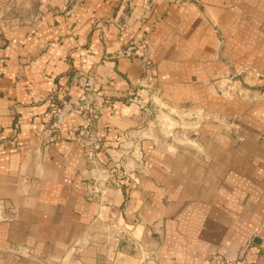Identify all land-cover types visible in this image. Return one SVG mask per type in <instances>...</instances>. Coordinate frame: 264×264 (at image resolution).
I'll list each match as a JSON object with an SVG mask.
<instances>
[{
	"label": "crops",
	"instance_id": "0c3cea01",
	"mask_svg": "<svg viewBox=\"0 0 264 264\" xmlns=\"http://www.w3.org/2000/svg\"><path fill=\"white\" fill-rule=\"evenodd\" d=\"M70 7L0 0V264H138L118 248L127 242H149L155 264H264V102L224 98L214 84L244 68L242 87L257 100L264 92V0H82L74 16ZM138 39L162 99L211 114L189 147L148 129L129 101L144 68L120 53ZM85 73L111 99L104 159L121 141L144 150L139 184L122 181L103 199L87 195L78 117L56 139L48 128L50 97Z\"/></svg>",
	"mask_w": 264,
	"mask_h": 264
},
{
	"label": "rangeland",
	"instance_id": "374dc122",
	"mask_svg": "<svg viewBox=\"0 0 264 264\" xmlns=\"http://www.w3.org/2000/svg\"><path fill=\"white\" fill-rule=\"evenodd\" d=\"M81 1L82 0H80V3ZM179 1L184 2V0ZM74 8L75 7L70 8V11H72L70 16H74ZM124 23L127 25V27L125 28V31L121 33L119 28ZM128 26V18L127 16H125L124 21H118L114 24V29L118 35H123L126 33ZM214 31L218 38L221 39L220 42L222 44V40L224 39L220 34V30L214 27ZM141 41L144 44L143 39H138L136 41H132L131 43H139ZM131 43H129L126 47H128ZM124 49H122V51ZM143 57L150 62V65L146 66V64L142 62L144 75L140 84L141 89L136 91L135 94L134 92L130 94V103L136 104L140 108V110H142L147 116L150 117L149 123L147 125L148 129L159 132L160 135L165 139H173L174 144L178 146H191L189 140H193V138H195V135H197V131L200 128L201 123L213 121V119L210 118L211 114H208L204 109L196 106H172L171 104H168L166 101H164L162 99L161 88L158 84L157 67L154 62L150 60L148 52L144 51ZM230 66L233 67V70L236 69V67L231 65V63ZM245 71L246 69L239 68L233 71L229 78H221L215 81L214 84L216 85L217 93L220 96L228 99H237L245 102H255L257 104H262L264 92L257 100L252 96L251 90L242 87L240 81ZM79 76L80 75L76 76L74 79ZM92 98H97L94 100H96V106L100 107V112H102V119L104 111L107 109H111V99L107 95L98 93L96 91V86L94 87V90L92 92ZM100 121L95 127V133L98 135V138L100 139V142L103 146L102 155L100 156L102 164L101 166L95 167V172L91 171L90 180L93 176L98 177L99 171L103 167H110L109 170L111 172V176L114 177L119 184L122 181H130L138 185L140 180L137 176V167L143 160L144 150L141 149V145L134 144L131 141H121L119 147L115 150V153L109 154L108 159L105 160L103 156L105 145L102 139ZM224 125L226 127V130H231L230 123ZM89 184L90 183L88 182L86 186H88ZM130 240L132 241L133 239L131 238ZM118 248H121L120 250L124 251L128 256L136 257L138 255V264H155L157 249L153 248L149 242L139 243L136 246L134 244H131V242H127L124 243L123 246H120Z\"/></svg>",
	"mask_w": 264,
	"mask_h": 264
},
{
	"label": "built area",
	"instance_id": "2783aa9c",
	"mask_svg": "<svg viewBox=\"0 0 264 264\" xmlns=\"http://www.w3.org/2000/svg\"><path fill=\"white\" fill-rule=\"evenodd\" d=\"M68 6L74 7L80 4V0H65ZM70 7V8H71ZM72 11L68 10L70 16ZM127 25L124 23L119 28L123 33ZM145 45L143 42L131 43L123 51L120 56L127 59H141L146 66L150 62L144 58ZM96 86V76L92 73H85L73 80L71 85L65 90H59L54 93V96L49 99V110L51 122L49 130L53 133V139L63 135V128L66 125L67 118L70 115H75L79 119L76 129L77 140L84 146L85 156L89 162L90 170L95 172L96 166H101L102 161V143L95 133V127L101 119L100 107L96 106L92 98V92ZM74 89H79L80 95H72ZM110 167H103L99 171L98 177H92L88 182L87 195L90 199H103L107 195V191L114 185H119L114 177L111 176ZM5 203L0 199V220L3 219L2 212ZM211 264H253L248 256H242L237 259L212 261Z\"/></svg>",
	"mask_w": 264,
	"mask_h": 264
},
{
	"label": "water",
	"instance_id": "95a60500",
	"mask_svg": "<svg viewBox=\"0 0 264 264\" xmlns=\"http://www.w3.org/2000/svg\"><path fill=\"white\" fill-rule=\"evenodd\" d=\"M264 102V95H263V98H262V103Z\"/></svg>",
	"mask_w": 264,
	"mask_h": 264
}]
</instances>
